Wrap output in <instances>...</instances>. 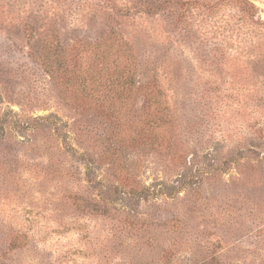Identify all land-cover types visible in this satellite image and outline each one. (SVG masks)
Returning a JSON list of instances; mask_svg holds the SVG:
<instances>
[{
	"label": "rangeland",
	"instance_id": "obj_1",
	"mask_svg": "<svg viewBox=\"0 0 264 264\" xmlns=\"http://www.w3.org/2000/svg\"><path fill=\"white\" fill-rule=\"evenodd\" d=\"M185 1L0 0V264H264V29ZM124 42L170 153L139 142L143 93L121 126L82 99L76 61Z\"/></svg>",
	"mask_w": 264,
	"mask_h": 264
},
{
	"label": "trees",
	"instance_id": "obj_2",
	"mask_svg": "<svg viewBox=\"0 0 264 264\" xmlns=\"http://www.w3.org/2000/svg\"><path fill=\"white\" fill-rule=\"evenodd\" d=\"M208 1L187 0L184 4L196 3L210 7ZM171 2L172 0H160L159 3L140 2L141 4L137 8L138 13L156 14ZM237 2L241 4L239 9L246 12L251 19L253 31L257 32V27L260 25L264 29L261 7L253 0H237ZM123 11L129 12L127 7ZM184 15L185 12H183V17ZM124 45L121 53L115 59L112 58V45L102 50L100 46L96 45L86 70L81 62L76 61L74 67L78 72L75 79L87 93V95H82V99L88 109L101 112L112 122L121 126L124 125L123 121H128L134 116L132 108L129 106L131 97L134 94L143 93L144 104L140 113L135 115L137 121L135 127L139 142L142 145L149 142L156 151L170 153L172 146L169 135L172 129L173 115L167 92L157 74H153L146 83L138 85V59L133 55L129 44L124 42ZM92 207L93 211L107 213L106 208H100L96 203H93Z\"/></svg>",
	"mask_w": 264,
	"mask_h": 264
}]
</instances>
